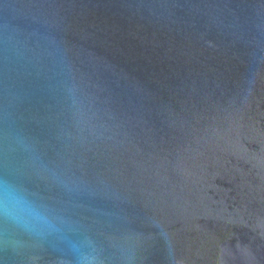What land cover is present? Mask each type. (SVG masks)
<instances>
[{"label":"water","instance_id":"obj_1","mask_svg":"<svg viewBox=\"0 0 264 264\" xmlns=\"http://www.w3.org/2000/svg\"><path fill=\"white\" fill-rule=\"evenodd\" d=\"M0 264H264V0H0Z\"/></svg>","mask_w":264,"mask_h":264},{"label":"clouds","instance_id":"obj_2","mask_svg":"<svg viewBox=\"0 0 264 264\" xmlns=\"http://www.w3.org/2000/svg\"><path fill=\"white\" fill-rule=\"evenodd\" d=\"M0 214L7 215L17 223H22L25 226L33 222L50 224L46 216L17 196L14 191L5 189L3 185H0Z\"/></svg>","mask_w":264,"mask_h":264}]
</instances>
